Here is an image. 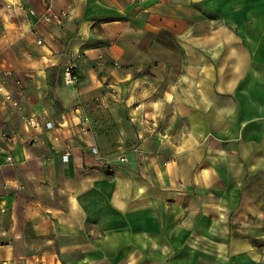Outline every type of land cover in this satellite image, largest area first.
<instances>
[{
    "label": "crops",
    "instance_id": "1",
    "mask_svg": "<svg viewBox=\"0 0 264 264\" xmlns=\"http://www.w3.org/2000/svg\"><path fill=\"white\" fill-rule=\"evenodd\" d=\"M0 86V264H264V0H0Z\"/></svg>",
    "mask_w": 264,
    "mask_h": 264
},
{
    "label": "built area",
    "instance_id": "2",
    "mask_svg": "<svg viewBox=\"0 0 264 264\" xmlns=\"http://www.w3.org/2000/svg\"><path fill=\"white\" fill-rule=\"evenodd\" d=\"M21 8L20 5H18ZM28 14L33 15L34 11L32 9L27 10ZM68 13L63 9H56L50 5H46L41 13L38 14V19L43 23H52L55 25H59L62 21L67 18ZM39 43V41H36ZM73 66L71 64H66L62 69V80L64 84L71 85L76 81L75 76L71 73ZM6 76H9V73H5ZM17 83V80H14ZM0 104L11 109H17L19 107L18 101L13 97L12 93L0 86ZM22 119L26 126L34 129L35 131L39 130L41 124V119H38L36 115L29 114L23 115ZM46 126H49L48 123H45ZM2 137L5 142L11 143L14 140V133L12 131L4 130L2 133ZM89 152L95 158L99 157L98 151L94 146H90ZM69 156L68 150H64L61 154V160L67 161ZM9 159V157L7 158ZM120 160H124L123 157H119ZM1 264H6L2 262Z\"/></svg>",
    "mask_w": 264,
    "mask_h": 264
},
{
    "label": "rangeland",
    "instance_id": "3",
    "mask_svg": "<svg viewBox=\"0 0 264 264\" xmlns=\"http://www.w3.org/2000/svg\"><path fill=\"white\" fill-rule=\"evenodd\" d=\"M63 69V68H62ZM18 101V100H17ZM112 159L114 160V162L118 165H120L121 163H119L120 161H118V156L116 157H112ZM252 186V188H251ZM259 183H258V180L256 177H250L248 180H247V183H246V190L248 192H251L257 196H260V197H264V190L263 188H260L259 187Z\"/></svg>",
    "mask_w": 264,
    "mask_h": 264
},
{
    "label": "trees",
    "instance_id": "4",
    "mask_svg": "<svg viewBox=\"0 0 264 264\" xmlns=\"http://www.w3.org/2000/svg\"><path fill=\"white\" fill-rule=\"evenodd\" d=\"M54 72H55V74H56V77H55V79L58 77V74H59V72H60V69L58 68V67H56L55 69H54ZM60 73H62V70H61V72ZM72 73V72H71ZM52 83H54L53 81H52ZM54 86V85H53ZM48 95L52 98V100L58 105L59 104V102H58V99L56 98V96L53 94V92H52V88L50 89V91L48 90ZM98 165V163L96 162V161H91V163H90V166H92V167H95V166H97Z\"/></svg>",
    "mask_w": 264,
    "mask_h": 264
}]
</instances>
